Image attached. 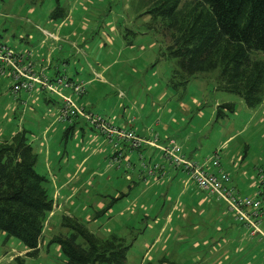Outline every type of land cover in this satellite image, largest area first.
<instances>
[{"label":"rangeland","instance_id":"rangeland-1","mask_svg":"<svg viewBox=\"0 0 264 264\" xmlns=\"http://www.w3.org/2000/svg\"><path fill=\"white\" fill-rule=\"evenodd\" d=\"M142 1L0 0V42L29 51L36 67L49 53L47 75L57 69L82 80L85 91L73 98L77 106L115 124L129 123L138 135L148 128L159 138L168 134L197 163L218 157L223 170L239 175L241 195L264 199V182L255 173L264 174V92L261 103L248 108L239 96L215 88L216 71L191 76L183 86L174 79L173 86L175 59L161 56L167 40L143 13ZM57 4L66 12L61 20L50 18ZM254 56L264 61L263 51ZM9 84V77H0V113L7 114L0 117V131L5 138L20 128L27 131L37 155L34 168L45 177L53 204L37 255H25L20 241L0 233V264H13L16 255L26 264H61L64 256L47 242L53 234L67 233L60 226L62 215L75 217L98 237L116 234L130 242L123 264H264V241L232 216L219 222L209 208L202 217L183 215L185 194L177 197L178 187L191 188L189 203L200 194L184 173L162 174L158 184L144 172L139 179L134 149L127 150L136 152L129 156L133 173L131 166L108 170L118 162H106L111 146L94 128L78 121L67 137L62 135L68 124L56 121L57 94L42 91L18 100ZM222 102L233 103V111L215 113ZM144 147L148 158L155 149ZM217 203L221 211L224 204ZM261 209L264 213V200Z\"/></svg>","mask_w":264,"mask_h":264},{"label":"trees","instance_id":"trees-1","mask_svg":"<svg viewBox=\"0 0 264 264\" xmlns=\"http://www.w3.org/2000/svg\"><path fill=\"white\" fill-rule=\"evenodd\" d=\"M142 5L145 8L143 13L149 15L150 20L160 29L163 40H167L161 56L175 59V68L170 78L173 86H177L174 79L183 86L191 76L216 71L217 90L239 96L248 108L261 103L264 61L255 57L254 52H264V0H143ZM65 16L66 12L59 4L50 13L51 19L61 20ZM50 62L49 58L43 59L42 65L34 66L35 70L42 72L49 80L63 76L57 69L51 76L45 73ZM64 76L69 81L79 80ZM35 86L29 93L35 92L38 96L39 92L47 91ZM63 91L67 92L68 89ZM21 92L26 93H18ZM17 94L11 95L15 97ZM59 105L60 100L56 102V107ZM233 109V103L222 102L216 105L215 113L222 114V110ZM84 110L94 112L88 108ZM77 118L92 127L84 117L75 114L69 120L58 121L68 124L62 133L64 137L69 135ZM111 123L116 127L125 125L120 122ZM125 126L132 127L129 123ZM26 132L20 128L0 141V233L20 241L26 248L25 255L36 256L43 237L44 221L52 210L53 202L44 186L45 177L34 168L37 155ZM107 142L112 153L106 162L118 151L130 150L127 142L121 139L111 137ZM141 148L145 147L134 150L143 156ZM145 159L152 160V157ZM215 168L209 166L210 170ZM222 212L229 214L224 207ZM234 221L242 227L240 222ZM60 226L66 228L67 233L53 234L47 243L57 245L65 258L61 264H123L130 246V242H125L124 238L116 234L98 237L83 222L68 215L61 216ZM12 261L13 264H26L20 255L14 256Z\"/></svg>","mask_w":264,"mask_h":264},{"label":"built area","instance_id":"built-area-1","mask_svg":"<svg viewBox=\"0 0 264 264\" xmlns=\"http://www.w3.org/2000/svg\"><path fill=\"white\" fill-rule=\"evenodd\" d=\"M29 51L14 50L6 43L0 42V74L9 77L11 81L10 93L17 94L20 91L29 93L37 85L49 93L57 94L60 105L57 108L56 120H69L75 114L85 118V120L101 135L110 141L111 137L127 142L128 149L132 150L141 146L153 147L160 156V160H146L142 154L137 153L139 165L146 176L160 177L168 168L180 169L185 173L187 179L192 182L196 189L204 191L207 195L223 202L225 210L232 218L240 222L241 226L249 230L250 235H257L258 239L264 241V213L261 209V198L249 197L238 194L229 186V174L219 168L218 157H211L210 161L205 159L202 164L185 157L179 145L172 139L167 138L159 141L151 128H148V136L138 135L129 126H114L111 121L101 114L85 111L83 106L74 103L75 97L83 94L84 82L82 80L69 81L63 76L50 79L42 72L35 70V63L30 59ZM63 89H68L64 92ZM121 151L112 155L108 162L110 166L120 161ZM216 154V153H215ZM124 165L130 166L127 158L124 157ZM161 160L166 162L163 164ZM164 162V163H165ZM215 170H210L208 165ZM117 165V164H116ZM256 175L260 182H264V174L257 170Z\"/></svg>","mask_w":264,"mask_h":264},{"label":"crops","instance_id":"crops-1","mask_svg":"<svg viewBox=\"0 0 264 264\" xmlns=\"http://www.w3.org/2000/svg\"><path fill=\"white\" fill-rule=\"evenodd\" d=\"M45 58H49L50 59V61H51V58H50V55H49V53H47L46 55H42V56H40L39 57V59H38V64H40V65H42V63H43V59H45ZM39 65V66H40ZM43 67V66H42ZM41 68V67H40ZM4 75H2V74H0V77L2 78ZM5 77V76H4ZM10 85V84H9ZM35 94L36 95V93L35 92H32V93H18L14 98L15 99H18V100H20V99H22V98H24V99H26L27 97H29L30 95H32V94ZM0 95H1V93H0ZM23 95H25V97L23 96ZM12 96V95H11ZM13 97V96H12ZM34 98H36V97H34ZM7 114H6V112H1L0 113V117H2V118H4L5 116H6ZM79 120V118H77V119H75V121L77 122ZM125 125H126V123H125ZM153 133H155V132H153ZM13 133H11L10 135H12ZM143 136H148V133H141ZM140 134V135H141ZM156 135H157V133H155ZM10 135L8 136V137H10ZM5 136H7V135H5ZM8 137H6V138H8ZM157 137H158V140L159 141H163V140H165V139H167V138H172V137H169L168 136V134L166 135H162V137L161 138H159L160 136L159 135H157ZM3 139H5V137H3V133L0 131V141L1 140H3ZM108 141V140H107ZM108 143V142H107ZM110 146V145H109ZM180 147V146H179ZM106 149H107V153H106V156H105V160H106V158L112 153V150L111 151H109V149L106 147ZM112 149V148H111ZM143 149H146V147L145 148H143ZM148 149V148H147ZM180 149H181V147H180ZM106 151V150H105ZM110 153H109V152ZM132 153H134V154H136V152L134 151V152H127V150L125 151L124 149L122 150V154H123V157L122 158H120V161L117 163V164H121V165H119V166H115V167H113V168H107L108 170H128V168L130 169L131 167H132V173L134 172V164L132 165V162H130V159H131V157H129ZM143 153H144V151H143ZM124 154L127 156V158L129 159V162L131 163V167L129 166V167H126L125 165H124V162H125V160H124ZM149 156H151L152 157V159H156V160H160V156H159V153L156 151V150H154V151H152L151 153H150V155H148L147 157L149 158ZM150 157V158H151ZM147 158V159H148ZM162 162H163V164H165L166 165V162L164 161V160H161ZM165 162V163H164ZM127 168V169H126ZM225 171V170H224ZM177 172H180V173H184V172H182V171H180V170H174V169H171V168H168V170H167V172L165 173V176H175L176 175V173ZM229 172V171H228ZM227 172V173H228ZM257 172V170H255V173ZM125 173V176H126V173L127 172H124ZM142 171L139 169V173L138 172H136V177L138 176L139 177V179H141L142 178ZM230 173V174H229ZM228 174H229V177H230V181H229V186H231L235 191H243L242 190V187H240L239 185H238V183H237V181L239 180V175L238 174H236L235 172H229ZM178 174V173H177ZM185 174V173H184ZM128 175V174H127ZM150 177H152V178H154V181L151 183V184H158V183H156V181L157 180H159L160 179V177H158V176H150ZM127 178L128 179H130V177L129 176H127ZM187 178V177H186ZM185 184V183H184ZM180 185L179 187H178V192H177V194H176V196L177 197H179V198H181V196L183 195V194H185V199L184 200H181V210H183V211H185V213L184 212H182L183 213V215H185V214H193V216H194V214L195 213H193V212H196L197 214H198V217H202V215H204L205 214V212H206V208H209V209H213V214H214V218L217 220V221H219V222H222L223 220H225V219H228V217L230 216L231 217V215H229V214H223V212H222V210L220 211L219 210V206H218V203L217 202H221L222 204H223V202L222 201H220V200H216L215 198H213V197H211V196H209V195H207L206 193H203V192H200V194L199 195H197L196 193H194L193 195H196L197 196V198H196V201H195V203L194 202H192V203H189V201H190V198H191V194L189 193V191L191 190V188L188 190V191H186L185 192V190H183V189H185L186 188V185ZM193 188H194V185H193ZM195 189V188H194ZM196 190V189H195ZM208 197V198H207ZM208 201V202H207ZM174 206V208H173V210H172V212L173 211H177V209H176V206L175 205H172V207ZM183 207V208H182ZM191 207V208H190ZM224 207V206H223ZM196 208H198V210H196ZM176 209V210H175ZM185 209V210H184ZM220 209H222V208H220ZM193 211V212H192ZM181 212V211H180ZM227 213V212H226ZM170 216V215H169ZM229 217V219H230V221H231V219L232 218H230ZM228 219V220H229ZM232 221H234V220H232ZM234 223H235V221H234Z\"/></svg>","mask_w":264,"mask_h":264}]
</instances>
